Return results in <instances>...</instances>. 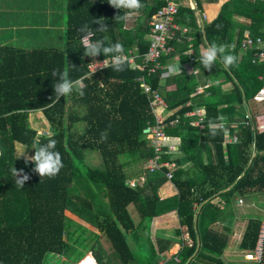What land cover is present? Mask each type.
Listing matches in <instances>:
<instances>
[{"label":"trees","instance_id":"obj_1","mask_svg":"<svg viewBox=\"0 0 264 264\" xmlns=\"http://www.w3.org/2000/svg\"><path fill=\"white\" fill-rule=\"evenodd\" d=\"M141 3L144 6L133 19L117 21L115 17L126 10L112 7L108 0H66L65 49L24 51L0 46V264H47L52 256H74L77 245L88 249L81 259L92 250L98 264H226L223 257L232 234L230 227L236 220L235 203L239 198L264 195V131L259 130L257 122L264 110L251 108L246 112L263 86L264 64L253 63L255 52L242 49L245 34L264 37V0H230L219 17L206 25L209 43L218 45L235 27L233 16L250 21L231 50L236 56L240 50L245 53L239 63L225 69L217 59L211 71L199 64L207 79L225 78L208 90L210 96L198 95V79L184 76L175 77L177 90L166 94L161 85L164 69L135 67L144 62L150 46V23L164 6L154 0ZM99 19L107 25V31L96 30L100 25L95 21ZM176 21L181 27L197 29L196 12L191 8L179 7ZM218 25H222L219 30ZM85 26L93 32L90 41L106 38V45L119 42L135 62L127 60L122 72L109 65L90 73V61L111 55H85L81 43ZM195 39L198 49L200 32ZM171 45L184 55L191 43L181 48L173 41ZM167 57L164 55L162 62ZM185 59L188 57L183 56ZM65 68L70 79L81 80L84 96L73 93L55 100L57 77L52 72ZM228 82L234 89L224 92ZM143 83L165 99L166 131L181 140L178 154H163V161L177 166L171 182L178 194L166 199H161L158 192L167 182V169L147 175L143 185L133 188L128 184L143 175L144 168L135 170L145 167L153 155L144 130L156 119ZM190 102L193 104L188 106ZM199 107L207 110L204 128L194 125L199 117L188 115ZM238 109L242 110L240 119H228ZM38 112L48 124L44 134L30 121L31 113ZM209 120L223 123L226 131L212 137ZM105 131L107 139L102 141ZM48 137L57 140L56 150L64 167L53 178H41L33 171L34 164L18 159V146L24 147L29 156L34 155V141L47 143ZM13 168L30 176L24 187L17 186ZM167 190V186L162 189L164 196L171 194ZM131 207L140 216L138 224ZM165 215H175L178 228L173 235L157 237L154 221ZM222 223L225 226L218 228ZM263 225L262 217L250 216L240 244L244 252H253L262 241L261 261L256 264H264ZM184 235L189 241L182 239ZM102 238L110 244L111 256L101 248ZM174 244H180V248L168 257Z\"/></svg>","mask_w":264,"mask_h":264},{"label":"crops","instance_id":"obj_2","mask_svg":"<svg viewBox=\"0 0 264 264\" xmlns=\"http://www.w3.org/2000/svg\"><path fill=\"white\" fill-rule=\"evenodd\" d=\"M174 2L180 8H191L193 11L196 12L197 29H194V27H182L188 29V32H183L179 30V32L177 31L178 33H175L174 38L171 40V42L173 41L179 44L180 48L184 47L186 42H190V49L188 50V52H185L184 55H181V53H177L176 47L172 45L175 51L173 54L167 55V59L163 62L164 73L161 85L164 88V91H166V94L173 93L175 90H177V84L173 81L175 77H194L197 78L199 82L197 94H207L208 96H210L211 93H207L208 90L214 84L218 82H224L225 78L222 76L217 77L216 79H207L203 75V68L199 67V55L210 45L205 32L206 25L211 24L219 17L223 8L230 2V0H174ZM65 9L66 0H0V21L2 22V25L0 26V46L9 45L24 51H32L36 49H65L67 47V22ZM133 17L134 16H131L130 18L133 19ZM233 21L236 22L235 27L228 31V35L225 40H219L220 42H217L218 45L228 44L230 40L229 45L234 44L236 47L239 42V37L243 27L245 25L249 26L250 24V21L248 19L239 17L237 15L233 16ZM247 31L248 30H246L245 33H247ZM198 32H200L202 35V43L200 44V47L196 49L194 43L196 40V33ZM244 54L245 53L240 50L237 56L238 63ZM183 56L188 57V59L183 60ZM177 68L179 69V71H175V69ZM233 89L234 84L231 82L225 83L223 86L224 92H231ZM192 104L193 103L190 102L188 106ZM224 107H226V105H224L223 108ZM251 108L252 106L250 103V105L248 104L246 107V112H251ZM199 110H206V108L201 107L200 109L189 112L188 115L191 117H195L197 116L196 112ZM241 112L242 110L238 109V113H234L233 116L230 118L228 117V119H233L235 121L239 120V114ZM169 115H171V113H169ZM196 122L198 121H195V124ZM136 179L138 178H134L132 180ZM165 186H167L168 190L171 191V194L168 196H164L162 193V189ZM177 194L178 191L176 187L170 181H167L159 189L158 192V195L161 199L176 196ZM259 197H262V195H258L254 199ZM250 216L251 215H248V220ZM238 219L236 218V220ZM157 220L156 222L168 225V227L174 225V227L177 226L176 228H178L177 219L175 215H165ZM236 220L233 222L232 226H235ZM224 226L225 225L223 223L217 225V227L220 229H222ZM246 227L247 224L245 227H243V232H241L240 235H238L237 233L235 237H230L229 246L226 249L225 255L223 257V260L226 264H238V262L241 261H243L244 263L251 262L246 259L248 255L244 257L242 256L243 258L239 259L238 261L239 256L243 255L244 252L243 250H241L240 244ZM164 229L167 230L168 228L165 227ZM156 231L157 228L154 229L153 226V232L155 236L160 237L164 233V231H162L161 233H157ZM131 244L133 246V242H131ZM235 247L238 250L236 252V261H227L230 256H234L232 254L233 251L235 252L236 250ZM250 254L251 252H249V255ZM234 259L235 258H233L232 260Z\"/></svg>","mask_w":264,"mask_h":264},{"label":"built area","instance_id":"obj_3","mask_svg":"<svg viewBox=\"0 0 264 264\" xmlns=\"http://www.w3.org/2000/svg\"><path fill=\"white\" fill-rule=\"evenodd\" d=\"M159 3H163L164 6L161 10L153 17L150 26V46L147 53L144 56V62L142 65L135 64V67L145 68L147 65L151 66L152 71L157 69H163L164 65L162 62V57L164 55H171L174 53L175 49L170 44L171 40L174 38V35L177 31L181 30L183 32H188V29L182 28L177 23V16L179 14V6L174 2V0H154ZM92 37V36H91ZM89 37V40L91 39ZM81 43L83 45L82 39ZM84 46V45H83ZM242 49L244 51H254L255 56L253 63H262L264 64V37L257 36L252 37L250 35H245L242 41ZM127 60L135 62L134 57H129L125 54ZM126 60V61H127ZM97 61V62H96ZM112 56L106 57L102 60H93L88 64V70L90 73L102 70L103 68L111 65ZM263 83L260 91L253 98L254 104H261L264 106V76L261 78ZM142 87L145 90V93L149 95L150 107L155 116V123L151 124L149 127H146L144 132L146 138L149 141L150 149L153 151V155L148 159L147 164L143 169V175L132 181H128V184L131 187H136L143 185L146 181L147 175L160 172L163 169H167V172L164 173L167 181H172L174 177V172L177 169L175 162L169 160L163 161L164 153L178 154L180 152L181 140L179 137H171L166 131V115L168 114V104L159 91L153 90L149 85L143 83ZM196 115L199 117L197 125L201 128H204L203 121L207 115L206 110H199L196 112ZM259 122V130L264 131V113L257 117ZM176 123V122H175ZM174 125V122L171 123ZM194 125H196L194 123ZM167 149V152H164ZM2 154L1 145H0V156ZM188 237V236H186ZM189 241V239H188ZM180 248V244H178ZM260 247V248H259ZM258 252L259 257L255 258L253 255H248L247 260L251 262H260L262 256V246L259 245L256 251ZM254 251V252H256ZM78 264H98L96 262L94 254L92 251L87 252V254L78 262Z\"/></svg>","mask_w":264,"mask_h":264},{"label":"clouds","instance_id":"obj_4","mask_svg":"<svg viewBox=\"0 0 264 264\" xmlns=\"http://www.w3.org/2000/svg\"><path fill=\"white\" fill-rule=\"evenodd\" d=\"M108 3L116 9H124V15H117L115 19L117 21H127L131 16L143 8L141 0H108ZM96 24L100 27L97 31L105 32L108 27L102 22V19L96 20ZM222 28V25H218L217 29ZM84 35L81 37L85 55L95 58L103 53L105 56H112L111 67L117 71H125L126 56L123 45L119 42L114 44L106 45V38L95 40L92 42L89 37L93 35V32L89 30L87 26L81 29ZM235 48V45L220 44L216 43L210 44L203 52L199 55V63L203 65L204 68L211 71L213 65L220 59L221 63L224 65L225 69H230L232 66L237 64L238 57L232 54L231 50ZM95 61V59H94ZM97 62V61H96ZM75 67L74 65H72ZM179 71V69H175ZM52 75L57 77V82L54 84L55 100H60L61 97H67L73 93L79 96H84L83 85L80 79L72 80L69 77V70L65 68L63 71L60 69H54ZM223 121V117L218 118ZM209 133L212 137H215L219 131H226V127L223 123L217 124L216 120H209L208 122ZM107 139V132L101 133V140ZM57 140L48 137L47 143H41L39 139L34 141L32 149H35L34 155H27L28 152H20L18 159L24 158L25 163L34 164L33 171L39 176L53 178L59 174L61 169L64 167L62 156L59 151L56 150ZM12 175L16 178V184L19 187H24L25 183L30 179L27 173H24L22 169L17 168L12 169Z\"/></svg>","mask_w":264,"mask_h":264},{"label":"rangeland","instance_id":"obj_5","mask_svg":"<svg viewBox=\"0 0 264 264\" xmlns=\"http://www.w3.org/2000/svg\"><path fill=\"white\" fill-rule=\"evenodd\" d=\"M1 25H2V22L0 21V26ZM250 103H251L253 110H256V111H259L260 109L264 110V106H256V105H254L253 102H250ZM30 121H31L32 126L34 128L39 129L41 134L42 133L44 134L47 132L46 130H48V124L46 123L45 119L43 118V115L40 112L31 113ZM196 125H197V122H196ZM258 126H259V122H258ZM18 152L19 153L25 152L24 147L19 145L18 146ZM92 165H94V162H92ZM143 168L144 167L138 168V170H135V172H138L139 170H141ZM163 199H166V198H163ZM253 199L239 198L237 200V202L235 203V214H236V218L237 219L239 218V219L236 220L235 226L230 227L232 229V234L230 236L231 238H233V236L235 237V235H237V233H238V235H240V233L243 232V227H245L247 222H248V219H247L248 215L262 217V219L264 221V195H262V197L254 199V200ZM130 211H131V214H132L135 222L138 224L140 222V216L138 215L137 211L133 207L130 208ZM68 215L71 218H73L74 220L78 221L80 224L85 225L92 232L99 233L98 230L93 228L91 225L86 224L81 219L75 217L72 214H68ZM170 217H172V216H170ZM158 222H156V221L154 222L155 223L154 229L157 228V231H156L157 233H161L162 231H164L163 234H165L166 236L167 235H173V231L176 229L177 226L174 227V225H173L171 227L170 226L168 227V225H164L163 223H158ZM166 224H168V223H166ZM165 227H167L168 229L167 230L164 229ZM263 229H264V225H263ZM89 234L90 233H87L86 237H88ZM182 239L188 240V237L184 236ZM262 239H263V235L261 237V240ZM100 245H101V248L106 252V255H108V256L112 255L113 251L111 249H109L110 244L106 242L105 238H102L100 240ZM177 245L174 244L172 246V248L168 251V257H172L176 254L177 248L179 247V245L178 246ZM259 245L262 246V241L259 242ZM133 246H135V244ZM76 248H77V254H75L74 256H71V255H66L65 257L64 256L63 257L52 256L48 259L47 264H76L77 262L80 261L82 255L85 254V252L88 250V249H85L83 246H79V245H77ZM235 249H236L235 252L233 251V254H232L234 256H230L227 261H230V262L236 261V259H237L236 258L237 257L236 252L238 250L236 247H235ZM258 252H260V250H258L256 252H251L250 255H253L255 258H258L259 257ZM247 255H249V252H243V255L239 256L238 261H239V259H241ZM233 258H235V259L232 260ZM250 263L256 264L257 262H254V263L250 262ZM250 263H244L243 261L238 262V264H250Z\"/></svg>","mask_w":264,"mask_h":264},{"label":"water","instance_id":"obj_6","mask_svg":"<svg viewBox=\"0 0 264 264\" xmlns=\"http://www.w3.org/2000/svg\"><path fill=\"white\" fill-rule=\"evenodd\" d=\"M255 155V153L253 154V156Z\"/></svg>","mask_w":264,"mask_h":264}]
</instances>
